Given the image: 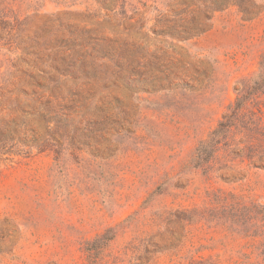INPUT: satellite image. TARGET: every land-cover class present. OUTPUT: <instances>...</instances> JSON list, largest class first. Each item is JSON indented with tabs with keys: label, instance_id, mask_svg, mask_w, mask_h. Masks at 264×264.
<instances>
[{
	"label": "rangeland",
	"instance_id": "374dc122",
	"mask_svg": "<svg viewBox=\"0 0 264 264\" xmlns=\"http://www.w3.org/2000/svg\"><path fill=\"white\" fill-rule=\"evenodd\" d=\"M263 57L264 0H0V264H264Z\"/></svg>",
	"mask_w": 264,
	"mask_h": 264
},
{
	"label": "trees",
	"instance_id": "16d2710c",
	"mask_svg": "<svg viewBox=\"0 0 264 264\" xmlns=\"http://www.w3.org/2000/svg\"><path fill=\"white\" fill-rule=\"evenodd\" d=\"M252 85L249 86V92L247 95H256L262 88H264V57L260 62V71L253 77L251 80ZM251 92V93H250ZM246 96L243 98H239L232 108V113L230 115L224 116L223 121L218 124V127L211 134L209 141L207 143L201 144L196 150V163L195 166L199 167L201 164L208 162L215 154L216 147L219 144V140L225 139L234 126V122L236 120V113L242 108L243 102L246 100ZM242 103V104H241ZM256 146H248L247 152L249 159L257 158L258 162L257 167H260L264 170V147L259 148L257 150H252ZM253 154V155H252ZM113 235L108 239L111 241L113 239Z\"/></svg>",
	"mask_w": 264,
	"mask_h": 264
}]
</instances>
